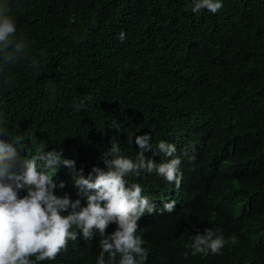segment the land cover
I'll list each match as a JSON object with an SVG mask.
<instances>
[{
    "label": "trees",
    "instance_id": "1",
    "mask_svg": "<svg viewBox=\"0 0 264 264\" xmlns=\"http://www.w3.org/2000/svg\"><path fill=\"white\" fill-rule=\"evenodd\" d=\"M8 6L27 43L24 56L0 69V127L17 150L14 166L56 147L87 175L103 167L112 139L135 159L128 137L149 133L146 159H170L153 152L160 140L174 143L181 179L127 177L159 209L137 221L145 264H264V0H223L216 13L192 12L191 0ZM71 171L53 175L64 182L58 191L76 198ZM165 201L175 202L170 212ZM205 228L227 243L218 254L191 255L186 245ZM98 239L78 234L38 264H95Z\"/></svg>",
    "mask_w": 264,
    "mask_h": 264
},
{
    "label": "clouds",
    "instance_id": "2",
    "mask_svg": "<svg viewBox=\"0 0 264 264\" xmlns=\"http://www.w3.org/2000/svg\"><path fill=\"white\" fill-rule=\"evenodd\" d=\"M222 2L191 0V11L206 9L216 13ZM117 38L123 40L124 31H120ZM26 48L23 35L16 37V21L9 13L8 0H0V69L24 56ZM31 64L37 66L38 60L34 58ZM85 100L90 102L92 97L81 99L73 105L74 109L86 108ZM112 127L118 129L120 125L113 120ZM128 140L137 148L135 159L122 155L119 143L112 139L105 154L100 156L103 167L93 165L87 175L82 174L83 169L76 170L75 161L62 155L63 149L56 147L22 158L21 167L17 169L14 142L0 127V264H38L52 260L66 247L68 240H75L78 234L82 239H90L94 233L99 237L95 264H145L148 250L143 246L142 234L137 231V221L145 212L159 209L142 195L141 185L129 183L127 177L155 172L178 185L181 161L179 156L173 155L175 144L164 140L156 143L153 156L158 152L171 158L159 162L146 159L145 153L153 149L149 133L129 136ZM60 166L72 170L73 183L78 189L76 198L58 191L64 187V182H57L53 174ZM174 203L162 202V210L170 212ZM109 224L114 228L106 232ZM226 243L223 235L205 228L186 247L191 255L218 254Z\"/></svg>",
    "mask_w": 264,
    "mask_h": 264
}]
</instances>
